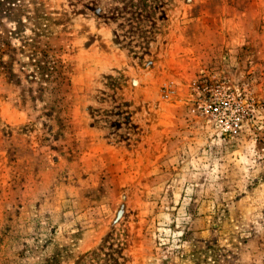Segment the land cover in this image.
I'll return each instance as SVG.
<instances>
[{"label": "rangeland", "instance_id": "374dc122", "mask_svg": "<svg viewBox=\"0 0 264 264\" xmlns=\"http://www.w3.org/2000/svg\"><path fill=\"white\" fill-rule=\"evenodd\" d=\"M0 264H264V0H0Z\"/></svg>", "mask_w": 264, "mask_h": 264}]
</instances>
